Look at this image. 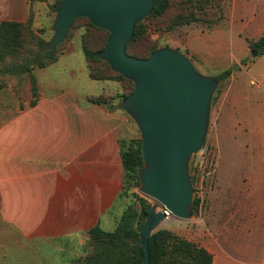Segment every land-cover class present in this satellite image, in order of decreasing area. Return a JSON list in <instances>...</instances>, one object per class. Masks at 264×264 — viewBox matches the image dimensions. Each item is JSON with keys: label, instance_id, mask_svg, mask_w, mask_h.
Returning a JSON list of instances; mask_svg holds the SVG:
<instances>
[{"label": "crops", "instance_id": "0c3cea01", "mask_svg": "<svg viewBox=\"0 0 264 264\" xmlns=\"http://www.w3.org/2000/svg\"><path fill=\"white\" fill-rule=\"evenodd\" d=\"M52 3L0 0V22H25L31 12L32 28L48 37ZM44 69L34 71L37 104L0 123V264H77L89 250L87 232L114 228L126 203L121 144L136 137L128 116L90 104L92 94L48 86ZM201 247L216 264L217 251ZM256 264H264V249Z\"/></svg>", "mask_w": 264, "mask_h": 264}, {"label": "rangeland", "instance_id": "374dc122", "mask_svg": "<svg viewBox=\"0 0 264 264\" xmlns=\"http://www.w3.org/2000/svg\"><path fill=\"white\" fill-rule=\"evenodd\" d=\"M51 13L54 20L55 13ZM222 15L210 27L195 23L151 35L159 48L183 54L203 76L217 77L231 71V77L219 83L220 94L210 106L202 150L211 153L214 170L201 175L193 187V196L200 199L198 214L187 222L168 221L160 229L214 249L216 264H256L264 249V54L251 50L249 42L264 35V0H222ZM52 34L43 36L49 41ZM79 36L74 33L66 43L65 50L73 52L60 59L59 67L44 69L46 79L54 81L48 86L81 95L120 92L118 82L105 85L89 79ZM68 71L75 72L74 78ZM8 90L2 93L0 123L31 99L29 94L19 99L14 93L7 95ZM128 118L137 138L138 129ZM195 155L189 167L191 161L196 162Z\"/></svg>", "mask_w": 264, "mask_h": 264}, {"label": "water", "instance_id": "95a60500", "mask_svg": "<svg viewBox=\"0 0 264 264\" xmlns=\"http://www.w3.org/2000/svg\"><path fill=\"white\" fill-rule=\"evenodd\" d=\"M154 4V0H60L52 37L43 50L56 48L73 22L86 18L109 34L96 57L134 84L117 109L138 129L143 158L138 193L153 201L139 228L143 264H149L148 241L154 232L168 221L191 218L194 189L189 161L203 148L212 96L219 86L216 77L201 75L176 50L159 48L145 59L127 54L136 25L152 13Z\"/></svg>", "mask_w": 264, "mask_h": 264}, {"label": "trees", "instance_id": "16d2710c", "mask_svg": "<svg viewBox=\"0 0 264 264\" xmlns=\"http://www.w3.org/2000/svg\"><path fill=\"white\" fill-rule=\"evenodd\" d=\"M59 1L53 0L50 6L53 13ZM154 2L152 13L136 25L134 38L126 49L130 56L145 59L159 49L158 41L151 38L154 33L172 32L179 27L195 23H207L210 27L223 16L222 0H154ZM213 9L215 11H212ZM32 19L33 14L30 12L25 22H0V91L9 89L18 99L23 95L31 96L28 104L21 105L19 110L37 104L40 95L34 71L55 64L66 51V43L74 33L80 35V48L89 79L98 82H118L121 86L120 92L115 95L105 93L89 95L86 97L87 101L114 110L117 109L118 102L133 92L134 84L130 80L112 71L106 62L96 57L106 45L109 35L107 31L93 26L86 18H78L73 22L64 41L56 48L43 53L48 40L43 36L45 32L43 29L32 28ZM249 47L258 54H264V35L250 41ZM230 77L231 71L227 70L216 78L220 83ZM219 94L220 88H217L212 96L211 105L215 103ZM121 148L123 174L120 198L126 200L124 209L112 231H105L96 224L87 232L90 248L77 264H143L144 251L139 241V228L151 204L135 191L140 187L138 171L143 166L141 140L134 137L123 141ZM210 156L211 153L207 150L202 168H198L196 162H190V179L193 187L201 175L207 176V173L214 170V162ZM199 204L200 199L194 195L191 216L198 214ZM148 249L149 264H213V256L208 250L164 228L150 236Z\"/></svg>", "mask_w": 264, "mask_h": 264}, {"label": "built area", "instance_id": "2783aa9c", "mask_svg": "<svg viewBox=\"0 0 264 264\" xmlns=\"http://www.w3.org/2000/svg\"><path fill=\"white\" fill-rule=\"evenodd\" d=\"M195 156H198L197 159H196V164H197L198 168H202L203 164H204L205 150L204 149L201 150Z\"/></svg>", "mask_w": 264, "mask_h": 264}]
</instances>
